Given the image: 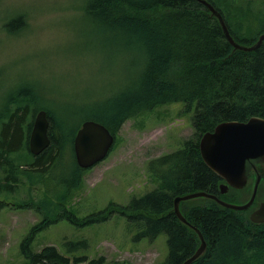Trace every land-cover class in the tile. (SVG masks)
<instances>
[{
    "label": "trees",
    "instance_id": "trees-1",
    "mask_svg": "<svg viewBox=\"0 0 264 264\" xmlns=\"http://www.w3.org/2000/svg\"><path fill=\"white\" fill-rule=\"evenodd\" d=\"M208 1L220 12L231 36L239 42L219 8L231 4L220 0L219 6ZM83 4L82 11L95 28L120 40V49L130 55L135 73L118 90L96 99L79 124L75 122L65 127L51 111L41 107L48 119L49 144L36 156L27 150L32 120L26 121L23 129L20 127V117L27 112L28 103H34L35 97L4 99L0 109V118H4L0 121L1 132L4 133L5 127L9 128L12 117L14 120L8 141H0V145H9L14 137L17 141V130L22 134V141L20 151L5 153L0 149V158L5 165L0 191L16 188L21 183L20 176L31 184L39 181V172L54 164L68 142L74 171L71 178L62 180V190L57 196L63 200L68 189L80 183L81 173L85 170L75 164L72 137L86 119L104 125L115 140L117 130L126 119L159 105L181 102V112H191L193 133L182 140L177 149L146 162L144 171L154 187L131 197L125 204L108 202L103 209L77 217L61 205L60 200L53 201L47 195L40 201L28 198L12 202L33 207L41 214L19 241V250L26 262L15 264L80 262L86 257L72 254V251L83 245V240H65V254L53 244L32 250L33 235L59 218L83 224L104 219L111 211L140 223L136 237L152 239L159 232L165 233V257L154 264H180L195 249L199 239L195 231L173 212V197L201 189L215 193L219 198L239 202L237 190L248 191L229 188L225 193H218L217 185L221 179L203 163L197 143L202 133L211 131L219 122L264 117V38L251 51L234 49L224 38L216 18L195 0H84ZM234 7L235 25L247 27L248 12ZM259 33L242 44L253 43ZM22 165L30 167L22 168ZM6 202L0 198V207ZM178 207L205 240L204 250L189 264H264V236L258 235L257 242L249 237L244 209L225 207L205 196L181 199ZM86 263L131 264L123 259L106 260L103 255L86 258Z\"/></svg>",
    "mask_w": 264,
    "mask_h": 264
},
{
    "label": "rangeland",
    "instance_id": "rangeland-1",
    "mask_svg": "<svg viewBox=\"0 0 264 264\" xmlns=\"http://www.w3.org/2000/svg\"><path fill=\"white\" fill-rule=\"evenodd\" d=\"M212 1L221 4L220 0ZM83 2L0 0V109L8 97H35L20 117L21 129L32 120V110L41 107L51 111L65 127L79 124L96 99L118 90L135 73L130 55L120 49V40L93 26L82 11ZM224 2L231 5L217 6L239 42L245 43L264 29V0ZM234 6L248 12L247 27L235 25ZM182 108L181 102H171L126 119L116 132L111 151L81 173L80 183L68 189L63 200L57 196L62 180L71 178L74 171L68 142L54 164L39 172V181L31 184L20 176L16 188L0 191V198L7 201L0 207V264L26 262L19 241L41 216L33 207L13 204L16 201H40L47 195L83 217L103 209L108 202L125 204L152 189L154 183L144 171L146 162L177 149L193 133L191 112L183 113ZM11 122L4 133L0 124V141H8ZM21 141L22 134L17 130V141L14 137L0 149L5 153L20 151ZM4 168L0 158V179ZM140 227L139 222L117 211L83 224L59 218L35 232L30 248L38 250L44 244H53L67 254L65 240H83L72 254L86 258L103 255L106 260L123 259L131 264L162 260L167 251L165 233L159 232L152 239L136 237ZM86 258L71 264H87Z\"/></svg>",
    "mask_w": 264,
    "mask_h": 264
},
{
    "label": "water",
    "instance_id": "water-1",
    "mask_svg": "<svg viewBox=\"0 0 264 264\" xmlns=\"http://www.w3.org/2000/svg\"><path fill=\"white\" fill-rule=\"evenodd\" d=\"M195 1L202 4L216 18L224 38L234 49L251 51L263 40L264 30L249 45L237 42L231 36L220 12L208 0ZM47 129L48 119L45 110H36L27 136V150L32 156L38 155L49 144ZM113 142L114 135L104 125L92 120H83L72 137L75 164L82 169L92 167L107 156ZM197 145L203 163L223 180L218 184L217 192L225 193L228 188L240 189L246 184V164L251 161H264V117L251 116L245 121L219 122L211 131H206L199 136ZM258 179L257 175L248 198L241 203L224 200L215 193L201 189L173 197V212L180 221L195 231L199 239L195 249L180 264H189L195 259L204 250L205 240L199 229L189 223L181 214L178 207L179 200L205 196L225 207L244 209L254 196ZM259 211L260 209H257L256 213ZM249 218L254 217L250 214Z\"/></svg>",
    "mask_w": 264,
    "mask_h": 264
},
{
    "label": "flooded vegetation",
    "instance_id": "flooded-vegetation-1",
    "mask_svg": "<svg viewBox=\"0 0 264 264\" xmlns=\"http://www.w3.org/2000/svg\"><path fill=\"white\" fill-rule=\"evenodd\" d=\"M246 167H247L246 184L244 187L240 189H243V190L248 189V191L247 193H245V191L241 192L237 190V194H239L240 196L239 197L240 201L237 203L244 202L248 198L253 188L255 178L258 175L259 179L256 185L254 196L250 204L246 208H244L245 215L249 223L248 224L249 225V237L251 239L254 238L255 241L257 242L258 235H260L261 237L264 236V161H251L246 164ZM222 181L223 180H221V182ZM257 209H260L259 213H256ZM250 214L254 218H249Z\"/></svg>",
    "mask_w": 264,
    "mask_h": 264
},
{
    "label": "bare ground",
    "instance_id": "bare-ground-1",
    "mask_svg": "<svg viewBox=\"0 0 264 264\" xmlns=\"http://www.w3.org/2000/svg\"><path fill=\"white\" fill-rule=\"evenodd\" d=\"M235 40V39H234Z\"/></svg>",
    "mask_w": 264,
    "mask_h": 264
}]
</instances>
